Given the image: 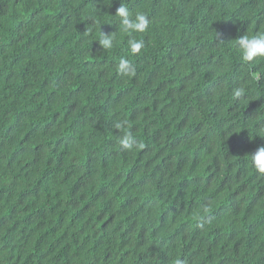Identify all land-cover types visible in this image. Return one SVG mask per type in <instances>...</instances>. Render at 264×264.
<instances>
[{
    "label": "trees",
    "instance_id": "16d2710c",
    "mask_svg": "<svg viewBox=\"0 0 264 264\" xmlns=\"http://www.w3.org/2000/svg\"><path fill=\"white\" fill-rule=\"evenodd\" d=\"M258 33L264 0H0V264H264Z\"/></svg>",
    "mask_w": 264,
    "mask_h": 264
},
{
    "label": "clouds",
    "instance_id": "9594fccd",
    "mask_svg": "<svg viewBox=\"0 0 264 264\" xmlns=\"http://www.w3.org/2000/svg\"><path fill=\"white\" fill-rule=\"evenodd\" d=\"M116 15L121 18V27L125 32L132 31H145L149 26V21L143 14H137L135 19H130V13L127 7L121 5L116 9ZM113 38L109 35L99 41V44L105 48H111ZM236 45L240 50L241 58L245 62H251L256 58H264V33H258L255 35H244L236 40ZM131 50L133 53H138L143 47L142 41H130ZM130 65L127 60H121L119 64V70L127 73ZM243 90H237L235 95L240 96ZM117 128L121 127L120 123L116 124ZM120 143L128 149H131L136 143L133 136L130 133H126L121 139ZM251 162L253 167L260 173H264V146H260L257 150L251 154Z\"/></svg>",
    "mask_w": 264,
    "mask_h": 264
}]
</instances>
